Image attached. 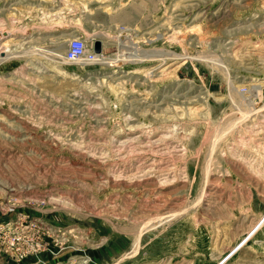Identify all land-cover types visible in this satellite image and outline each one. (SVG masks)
Masks as SVG:
<instances>
[{"label": "rangeland", "instance_id": "rangeland-1", "mask_svg": "<svg viewBox=\"0 0 264 264\" xmlns=\"http://www.w3.org/2000/svg\"><path fill=\"white\" fill-rule=\"evenodd\" d=\"M0 264H264V0H0Z\"/></svg>", "mask_w": 264, "mask_h": 264}, {"label": "built area", "instance_id": "built-area-1", "mask_svg": "<svg viewBox=\"0 0 264 264\" xmlns=\"http://www.w3.org/2000/svg\"><path fill=\"white\" fill-rule=\"evenodd\" d=\"M64 58L67 61H81L87 64H93L99 61L97 53H95L91 48H88L85 41L78 37H73L69 40Z\"/></svg>", "mask_w": 264, "mask_h": 264}, {"label": "water", "instance_id": "water-1", "mask_svg": "<svg viewBox=\"0 0 264 264\" xmlns=\"http://www.w3.org/2000/svg\"><path fill=\"white\" fill-rule=\"evenodd\" d=\"M93 51L95 53H100L101 52V43L100 41H95L94 45H93Z\"/></svg>", "mask_w": 264, "mask_h": 264}, {"label": "bare ground", "instance_id": "bare-ground-1", "mask_svg": "<svg viewBox=\"0 0 264 264\" xmlns=\"http://www.w3.org/2000/svg\"><path fill=\"white\" fill-rule=\"evenodd\" d=\"M86 43H87V42H86ZM101 52H102V49H101ZM101 52H100V53H97V56H98V57H101V56H102V53H101ZM52 54H53V55H57V54H55L54 52H53ZM99 59H100V58H99ZM99 61H102V62H103L104 59L101 58ZM58 73H59V72H58ZM61 73H62V72H61ZM205 181H206V180H205ZM201 197H202V196H201Z\"/></svg>", "mask_w": 264, "mask_h": 264}]
</instances>
